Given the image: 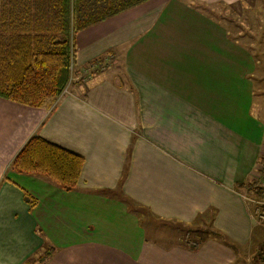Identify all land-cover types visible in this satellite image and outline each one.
Segmentation results:
<instances>
[{
    "label": "crops",
    "instance_id": "0c3cea01",
    "mask_svg": "<svg viewBox=\"0 0 264 264\" xmlns=\"http://www.w3.org/2000/svg\"><path fill=\"white\" fill-rule=\"evenodd\" d=\"M238 1L143 2L76 35L58 99L0 97V264L48 248L46 264H249L231 245L264 241L237 188L258 176L264 113L255 56L215 11ZM35 135L84 157L74 188L10 168ZM142 211L168 243L146 236ZM189 226L196 249L178 239Z\"/></svg>",
    "mask_w": 264,
    "mask_h": 264
},
{
    "label": "trees",
    "instance_id": "16d2710c",
    "mask_svg": "<svg viewBox=\"0 0 264 264\" xmlns=\"http://www.w3.org/2000/svg\"><path fill=\"white\" fill-rule=\"evenodd\" d=\"M146 1L0 0V97L31 107H40L48 99H58L72 82L76 64V35ZM245 5L248 11L252 10L250 0H240L230 9L236 11L238 6ZM236 21L229 17L231 24ZM236 23V28H239V23ZM236 28L229 25L230 32L242 39ZM97 63L98 60L89 64ZM84 164L82 155L35 135L19 151L10 168L19 173L46 176L61 188L70 190L78 184ZM259 166L262 169L258 168L257 178L237 188L252 195L257 208L264 211V156ZM25 200L30 204L35 202L26 193ZM259 225L264 228V223ZM179 230V241L191 249L200 245L203 238L200 231L190 226ZM206 231L211 236L227 240L212 228ZM231 246L238 249L236 245ZM52 253L49 248L45 252L40 251L38 259L35 254L24 264H46ZM250 254L249 264H254V260L264 262L261 245H255Z\"/></svg>",
    "mask_w": 264,
    "mask_h": 264
},
{
    "label": "rangeland",
    "instance_id": "374dc122",
    "mask_svg": "<svg viewBox=\"0 0 264 264\" xmlns=\"http://www.w3.org/2000/svg\"><path fill=\"white\" fill-rule=\"evenodd\" d=\"M250 4L253 5L252 10L250 11H248V8H246V5L242 7L238 6L236 8V11H232L233 9H229V8L225 9L223 6L216 8L215 11L217 12V14L221 15L224 18L230 17V18H234L238 20L236 22L239 23V28H236V26L238 25L236 22H234V24H231L228 21V24L231 25V28H236L235 31L239 30V32L241 33L240 35L242 36L241 41L247 43L249 48L252 50L253 54L256 56L257 68L255 70L253 79H254V85H255L256 94H257V97H256L257 105L259 106L261 110H263V113H264V0H250ZM253 35H256V36H253ZM106 65H105V68H106ZM95 68H96V65L95 67L92 65L83 67L84 70H87L85 71L87 73L85 75H89L91 71H93ZM246 198L250 206L254 209V212L256 214L255 218L256 220H258L257 214L261 210L257 208V205H256L257 202L254 200L253 196L250 194L248 195L246 193ZM142 212H143V215L145 216L144 220L147 218L145 221V226L147 228V233H145L146 236L168 243V240L166 239V237L169 235V232H166L169 230L168 227L161 226L162 228L160 227L159 228L160 230H156L157 224L154 223L155 221L152 220L151 217L147 216L148 215L147 212L145 211H142ZM201 226L202 224L196 227L193 225L195 229H200ZM257 226L260 227L261 230H263L257 239V241L259 240L261 241L264 239V228L258 224V221H257ZM158 231H161V232H158ZM255 243L256 241L251 243L248 247V250H245L244 247L239 246L242 252V255L245 256L247 259L251 255L250 253L253 252ZM236 247L238 248V245ZM261 249L264 250V242H262L261 244ZM46 250L47 249L41 250V252L42 251L45 252ZM257 255H259L258 252H257ZM38 256L39 254L35 256L36 259H38ZM33 264H37V263H33ZM254 264H264V262L254 260Z\"/></svg>",
    "mask_w": 264,
    "mask_h": 264
},
{
    "label": "built area",
    "instance_id": "2783aa9c",
    "mask_svg": "<svg viewBox=\"0 0 264 264\" xmlns=\"http://www.w3.org/2000/svg\"><path fill=\"white\" fill-rule=\"evenodd\" d=\"M258 168H259V170L262 169L261 166H258ZM258 175H259V172H258ZM258 214H257V216H258V220L257 221H258L259 224H263L264 223V211H260V212H258Z\"/></svg>",
    "mask_w": 264,
    "mask_h": 264
}]
</instances>
